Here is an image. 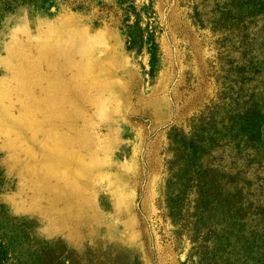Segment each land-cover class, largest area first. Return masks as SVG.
<instances>
[{
  "label": "rangeland",
  "instance_id": "374dc122",
  "mask_svg": "<svg viewBox=\"0 0 264 264\" xmlns=\"http://www.w3.org/2000/svg\"><path fill=\"white\" fill-rule=\"evenodd\" d=\"M0 237L264 264V0H0Z\"/></svg>",
  "mask_w": 264,
  "mask_h": 264
},
{
  "label": "trees",
  "instance_id": "16d2710c",
  "mask_svg": "<svg viewBox=\"0 0 264 264\" xmlns=\"http://www.w3.org/2000/svg\"><path fill=\"white\" fill-rule=\"evenodd\" d=\"M8 244L0 237V264H15L14 258L10 256Z\"/></svg>",
  "mask_w": 264,
  "mask_h": 264
}]
</instances>
